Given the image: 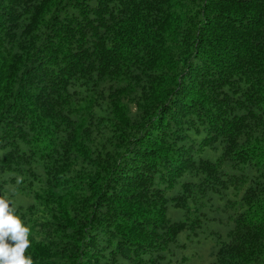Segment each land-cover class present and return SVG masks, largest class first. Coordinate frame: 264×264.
Instances as JSON below:
<instances>
[{"label":"trees","instance_id":"obj_1","mask_svg":"<svg viewBox=\"0 0 264 264\" xmlns=\"http://www.w3.org/2000/svg\"><path fill=\"white\" fill-rule=\"evenodd\" d=\"M0 194L34 264H264V0H0Z\"/></svg>","mask_w":264,"mask_h":264},{"label":"clouds","instance_id":"obj_2","mask_svg":"<svg viewBox=\"0 0 264 264\" xmlns=\"http://www.w3.org/2000/svg\"><path fill=\"white\" fill-rule=\"evenodd\" d=\"M21 178L17 179V183ZM30 226L25 225L14 202L0 194V264H34L30 247Z\"/></svg>","mask_w":264,"mask_h":264},{"label":"rangeland","instance_id":"obj_3","mask_svg":"<svg viewBox=\"0 0 264 264\" xmlns=\"http://www.w3.org/2000/svg\"><path fill=\"white\" fill-rule=\"evenodd\" d=\"M169 210H170V213H171L172 215L178 217V216L176 215L177 210H176L174 207H170ZM211 242L214 243V239H211ZM175 259H176V260H173L175 264H195V263L193 262V260H191V259H189V258L186 259V260H183V259H182V253H180L179 255H177V257H176ZM206 262H207V261L202 260V261L200 262V264H205Z\"/></svg>","mask_w":264,"mask_h":264}]
</instances>
